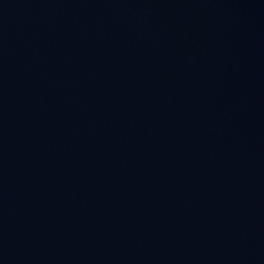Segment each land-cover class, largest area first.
Instances as JSON below:
<instances>
[{"label": "water", "instance_id": "water-1", "mask_svg": "<svg viewBox=\"0 0 264 264\" xmlns=\"http://www.w3.org/2000/svg\"><path fill=\"white\" fill-rule=\"evenodd\" d=\"M0 264H264V0H0Z\"/></svg>", "mask_w": 264, "mask_h": 264}]
</instances>
